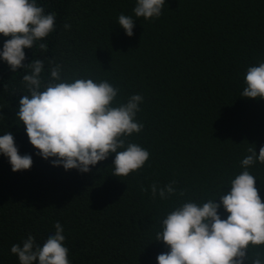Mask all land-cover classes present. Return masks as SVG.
Listing matches in <instances>:
<instances>
[{
  "label": "trees",
  "instance_id": "trees-1",
  "mask_svg": "<svg viewBox=\"0 0 264 264\" xmlns=\"http://www.w3.org/2000/svg\"><path fill=\"white\" fill-rule=\"evenodd\" d=\"M36 2L55 14V31L25 49V67L44 60L47 81L51 60L63 65V79L106 80L120 90L114 106L141 95L136 120L143 129L126 140L150 158L119 178L114 154L89 173L53 167L18 121L30 70L13 72L0 58V135L13 134L20 155L33 159L30 170L13 172L0 155V264H19L11 246L30 234L42 246L56 222L70 264H158L170 251L156 241L167 214L183 202L218 199L244 170L248 148L258 155L264 147V99L241 96L247 69L264 62V0H166L151 20L135 16L137 0ZM121 14L135 22L132 37L118 23ZM6 39L0 35V51ZM247 170L264 200V164ZM173 182L175 195L153 198V183ZM218 214L228 215L222 206Z\"/></svg>",
  "mask_w": 264,
  "mask_h": 264
},
{
  "label": "clouds",
  "instance_id": "clouds-1",
  "mask_svg": "<svg viewBox=\"0 0 264 264\" xmlns=\"http://www.w3.org/2000/svg\"><path fill=\"white\" fill-rule=\"evenodd\" d=\"M166 0H137V18H159ZM55 14H45L36 0H0V35L6 37L0 58L13 72L29 69L23 76L27 93L19 101L18 121L25 126L30 144L37 155L52 160L53 167H63L89 173L91 168L115 155V177H127L139 171L150 158L143 147L127 142L126 138L139 133L143 124L136 115L143 97L132 95L126 103L114 106L119 89L106 80L91 78H62L63 65L48 61L50 79L44 81L45 61L35 59L25 67V49H32L55 31ZM119 25L127 36H133L135 22L121 14ZM66 30L71 28L64 24ZM42 52L46 43H39ZM246 87L241 96L264 99V62L247 69ZM241 161L244 169L231 180L230 189L202 205L188 201L170 211L162 220L156 241H162L170 251L157 257L158 264H264V252L251 251L264 246V200L256 187V178L247 170L256 161L264 164V147L257 155L249 147ZM0 155L6 156L13 172L30 170L31 155H20L13 134L0 135ZM152 196L161 199L176 194L174 182L164 187L153 183ZM142 191L147 189L142 188ZM180 196L185 192L181 191ZM219 200V203H217ZM223 207L228 214H218ZM42 246L31 234L11 246L19 264H70L69 250L59 222L54 225ZM251 251V254H249Z\"/></svg>",
  "mask_w": 264,
  "mask_h": 264
}]
</instances>
